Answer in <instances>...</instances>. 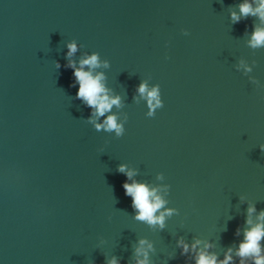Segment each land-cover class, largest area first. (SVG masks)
<instances>
[{
	"label": "water",
	"instance_id": "1",
	"mask_svg": "<svg viewBox=\"0 0 264 264\" xmlns=\"http://www.w3.org/2000/svg\"><path fill=\"white\" fill-rule=\"evenodd\" d=\"M243 2L0 0V264H137L140 240L148 264H195L205 244L240 264L247 209L253 225L264 212V46H249L264 23H233ZM71 42L72 62H107L94 74L120 103L94 119L122 135L88 122ZM142 82L159 88L152 117ZM125 182L157 190L163 228L134 218Z\"/></svg>",
	"mask_w": 264,
	"mask_h": 264
},
{
	"label": "clouds",
	"instance_id": "2",
	"mask_svg": "<svg viewBox=\"0 0 264 264\" xmlns=\"http://www.w3.org/2000/svg\"><path fill=\"white\" fill-rule=\"evenodd\" d=\"M238 12L230 13V19L233 23L239 22L241 17L255 16L262 23H264V0H255V6L249 0H244L243 3L238 5ZM249 46L256 48L264 46V28H255L250 36ZM67 52L65 54L68 63L65 67L72 70L74 83L70 87L76 88L75 98L80 100L85 107L89 108L90 114L88 122L91 123L97 131L104 130L114 131L117 136L123 134V127L117 123V118L114 115H108L102 123H96L98 117L104 116L109 112L113 106H119L120 98L118 96H110L108 89L102 83L105 79L102 73H95L94 70L99 67H108L107 62H101L97 54L86 56L77 63L71 61L70 57L77 51V45L74 42L66 44ZM59 63L56 68L59 69ZM85 68L88 70L86 71ZM249 71V69H245ZM137 93L147 99L149 112L147 115L152 117L154 109L162 107V102L159 98L158 86L148 89L145 83H140L136 89ZM260 151L264 152V145L260 146ZM119 173L125 175L126 181L130 180L133 176L131 171H126L124 165L117 168ZM124 194L131 198V207L136 212L135 219L137 221L147 222L149 225H158L160 228L164 226L166 216L172 214L170 210L160 212L159 215H154L159 209L164 206V201L156 194L155 188L149 189L144 184L138 183H123L121 185ZM255 212L254 207H248L247 218L245 224L247 227L243 233V240L237 245L235 255L240 259V264H244L245 258L251 257L252 264H264V256L261 252L264 251L260 245V241L264 238V212H260L256 217V223L253 225L252 214ZM237 235L239 230H237ZM139 247L135 250L137 256H142V260H138L137 264H148V251L151 250V245L144 240H140ZM200 241H195L191 246L183 240L177 241V247L181 249V255L187 254L189 251H196ZM210 245L205 244L203 250L197 251L195 257V264H231L232 249L229 248L225 253L223 261H218L214 254L207 253L206 249ZM107 264H117L115 258L108 260Z\"/></svg>",
	"mask_w": 264,
	"mask_h": 264
}]
</instances>
